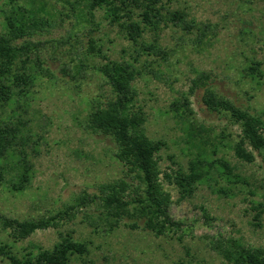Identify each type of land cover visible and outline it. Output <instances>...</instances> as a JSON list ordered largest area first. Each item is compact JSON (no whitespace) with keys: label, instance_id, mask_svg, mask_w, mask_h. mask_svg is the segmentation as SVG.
Returning a JSON list of instances; mask_svg holds the SVG:
<instances>
[{"label":"rangeland","instance_id":"obj_1","mask_svg":"<svg viewBox=\"0 0 264 264\" xmlns=\"http://www.w3.org/2000/svg\"><path fill=\"white\" fill-rule=\"evenodd\" d=\"M27 1L0 0V32L12 6ZM44 1L41 15L48 25L28 38L40 42L37 55L19 59L13 69L31 81L21 85L23 89L14 88L12 99L0 105V116L26 124L30 182L20 192L11 189L9 175L0 182V213L18 219L37 218L61 208L83 189L92 193L100 183L121 177L131 180L115 158L112 139L85 127L94 100L110 95L109 86L95 69L104 62L103 56L86 52L88 40L94 39L102 55L137 67L139 74L133 84L145 113L144 131L150 139L164 142L157 155L160 179L171 195L172 217L184 222L186 230L161 236L123 224L109 230L89 224L84 214L95 213L91 208L21 241L12 242L5 231H0V236L15 251L24 253L37 246L50 249L69 235L85 243L87 253L71 255L68 264H229L211 248V240L218 235L264 248V163L256 152L253 162L237 159L232 145L238 140V125L226 115L206 109L201 100L203 88L188 93L192 79L205 72L215 91L251 113L261 114L264 0H162L163 13L180 9L194 27L186 31L169 24L156 32L146 29L137 44L103 8H96L92 22H86L77 14L70 16L67 4ZM152 42L165 53L141 52V44ZM79 60L87 68L77 78L62 73L63 66L72 68ZM253 62L260 63L261 76L247 72ZM185 93L193 121L207 130L215 145L217 152L212 157L226 159L246 183L233 185L214 174L211 181L199 183L190 196L182 198L175 184L164 176L178 168L186 170L195 150L188 145L185 125L170 107ZM212 147L207 146L208 153ZM257 204L262 208L258 226L253 218ZM0 264H8L7 259L0 257Z\"/></svg>","mask_w":264,"mask_h":264},{"label":"trees","instance_id":"obj_2","mask_svg":"<svg viewBox=\"0 0 264 264\" xmlns=\"http://www.w3.org/2000/svg\"><path fill=\"white\" fill-rule=\"evenodd\" d=\"M67 4L70 16H77L92 22L94 10L103 8L112 22L118 23L134 43L142 37L146 29L158 31L169 24L191 31L193 22L187 19L180 9L164 10L162 0H56ZM83 4L79 7V4ZM44 0H28L18 3L6 13L3 32H0V105L8 103L15 91L23 89L31 80L28 75L13 71L16 62L29 60L38 50L40 42L28 40L48 25L44 14ZM69 16V14H66ZM141 52L146 54L165 53L155 42L141 44ZM86 52L101 55L104 62L95 69L102 75L110 88V95L104 100L96 99L87 115L85 127L91 133L110 137L115 144V158L124 167L125 178L100 183L95 192L86 189L65 203L61 208L37 218L18 219L0 213V231H5L12 242L28 238L38 230L56 228L73 220L78 213L93 208L91 214H84L91 225H104L113 230L123 224L130 229L141 228L156 236L169 232L185 231L184 222L174 219L170 212L171 195L163 187L160 179L158 152L164 146L160 140L150 139L144 131L145 113L138 103L134 80L139 72L135 63L116 61L102 55L94 39L88 40ZM260 63L253 62L247 67L252 76H261ZM87 65L79 60L73 67L63 66L62 73L77 78ZM210 76L201 72L192 79L188 93L203 88L202 103L210 112L222 113L240 130L238 140L232 145L234 156L243 162H253L255 152L264 163V110L253 114L247 108L237 105L229 98L219 94L210 85ZM20 86V87H19ZM21 92H23L21 90ZM175 118L185 125L188 145L192 155L186 170L178 168L174 174H164L169 182L175 184L182 198L190 196L196 186L209 182L214 174L224 177L229 183H246L235 173L233 167L223 157H212L217 150L207 136V130L193 121L188 94L170 105ZM26 124L21 119L12 120L0 116V182L11 177L13 191H23L30 182L32 164L28 158ZM213 146L208 153L207 146ZM217 191L226 193L225 190ZM255 224L259 225L262 214L261 205L253 207ZM208 219V216L205 215ZM211 248L229 264H264V248L250 246L238 238L218 235L211 242ZM87 253L85 243L66 235L52 248H31L18 253L13 245L0 236V257L8 264H68L73 254ZM175 264H189L178 261Z\"/></svg>","mask_w":264,"mask_h":264}]
</instances>
